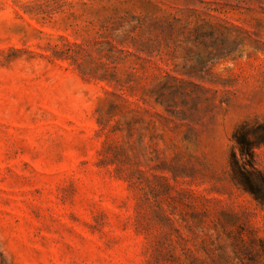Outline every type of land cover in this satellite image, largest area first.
<instances>
[{
    "label": "rangeland",
    "instance_id": "rangeland-1",
    "mask_svg": "<svg viewBox=\"0 0 264 264\" xmlns=\"http://www.w3.org/2000/svg\"><path fill=\"white\" fill-rule=\"evenodd\" d=\"M261 178L264 0H0V264H264Z\"/></svg>",
    "mask_w": 264,
    "mask_h": 264
},
{
    "label": "trees",
    "instance_id": "trees-1",
    "mask_svg": "<svg viewBox=\"0 0 264 264\" xmlns=\"http://www.w3.org/2000/svg\"><path fill=\"white\" fill-rule=\"evenodd\" d=\"M234 140L238 143L239 145V150L242 156H245L246 154H248V151L252 148V146L248 145L246 142H244L243 140H241L240 138L237 137V131L234 132L233 136ZM239 164L236 161V156L235 154L232 155V163H231V169L234 172V176L233 179L240 183L245 189H247L248 191H250L253 195H255V197L257 199H263L261 198V194L260 192H258L254 186H253V182H250V180L248 179V177H246L244 174L241 173V175H243L244 180H239V178H237L236 173H240L239 171ZM234 167V168H233ZM245 172H247L245 170ZM261 181L264 183V179L261 178Z\"/></svg>",
    "mask_w": 264,
    "mask_h": 264
}]
</instances>
